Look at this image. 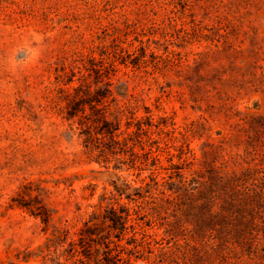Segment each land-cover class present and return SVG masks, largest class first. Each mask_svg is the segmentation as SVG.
Listing matches in <instances>:
<instances>
[{"label":"rangeland","instance_id":"rangeland-1","mask_svg":"<svg viewBox=\"0 0 264 264\" xmlns=\"http://www.w3.org/2000/svg\"><path fill=\"white\" fill-rule=\"evenodd\" d=\"M112 38L129 54L145 47L148 64L118 66L111 89L118 105L137 99V117L149 110L162 130L152 127L149 136L169 147L161 159L167 150L175 153L191 123L206 119L201 137L186 140L199 158L203 143H214L236 122L217 113L222 106L264 116V0H0V264H52L42 257L54 231L77 239L87 223L97 239L104 233L103 198L133 205L115 187L125 194L139 187L134 173L88 162L81 139L61 118L54 83L59 64L68 67ZM24 192L51 211L47 230L12 207ZM130 237L141 239L140 226L129 228L120 244ZM156 241L132 250L131 264H160L155 255L167 245Z\"/></svg>","mask_w":264,"mask_h":264},{"label":"trees","instance_id":"trees-1","mask_svg":"<svg viewBox=\"0 0 264 264\" xmlns=\"http://www.w3.org/2000/svg\"><path fill=\"white\" fill-rule=\"evenodd\" d=\"M122 45L112 38L108 45H96L90 55L68 67L59 64L54 83L61 118L81 139L88 162L134 173L139 187L128 194L115 187L133 205L103 198L108 202L104 233L93 239L97 228L87 223L77 239L68 230L54 231L42 259L52 264H131L132 250L139 253L143 243H157L160 238L167 245L155 255L160 264H264V116L233 113L222 106L217 113L236 122L228 125L227 133L218 134L214 143H203L199 158L186 140L201 137L206 119L191 123L183 142L174 147L175 153L167 150L161 159L169 147L166 143L161 147V140L149 136L152 127L159 130V124L146 108V116H136L138 105L133 96L118 105L111 89L118 66L138 69L148 64L141 43L131 54ZM143 172L148 174L140 178ZM25 193L11 200L12 207L39 218L47 230L51 211L38 195L27 200ZM138 220L156 232L145 234ZM135 226L141 228V239L130 237L121 245L122 236ZM113 235L119 239L112 241Z\"/></svg>","mask_w":264,"mask_h":264}]
</instances>
